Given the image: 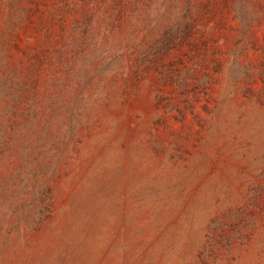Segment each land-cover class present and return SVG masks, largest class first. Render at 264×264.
Masks as SVG:
<instances>
[{"label": "rangeland", "instance_id": "obj_1", "mask_svg": "<svg viewBox=\"0 0 264 264\" xmlns=\"http://www.w3.org/2000/svg\"><path fill=\"white\" fill-rule=\"evenodd\" d=\"M0 264H264V0H0Z\"/></svg>", "mask_w": 264, "mask_h": 264}]
</instances>
